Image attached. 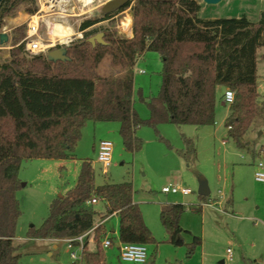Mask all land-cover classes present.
Wrapping results in <instances>:
<instances>
[{
  "label": "trees",
  "instance_id": "16d2710c",
  "mask_svg": "<svg viewBox=\"0 0 264 264\" xmlns=\"http://www.w3.org/2000/svg\"><path fill=\"white\" fill-rule=\"evenodd\" d=\"M126 8L132 18L131 37L107 29L102 31L105 43L92 46L87 38L98 29L87 31L95 22L85 20L79 26L83 39L68 46V62L52 63L42 54L27 57L24 43L19 44L25 26L14 29L22 35L12 38L9 60L0 61V264H18L20 259L13 239L21 215L16 197L21 164L71 158L88 121L117 122L124 150L135 153L143 144L136 133L140 126L157 133L164 123L213 125L219 88L234 95L224 127L237 146H244L254 119L264 113L256 85L264 14L257 21L244 15L203 19L196 0H131L121 11ZM20 9L34 14L36 0H2L0 29L4 19ZM146 51L161 58V84L157 95L145 101L148 117L140 119L133 109V68ZM105 58L110 72L100 74ZM219 99L223 101V94ZM183 142L182 155L188 159L196 148L191 139L183 137ZM133 194L131 181L95 185L91 162L84 159L73 187L50 203L47 217L39 227H31L27 236L74 238L91 229L95 217L116 212L118 242L154 243ZM92 198L104 204L103 211L86 204ZM187 208L201 211L200 206L182 203L160 206L159 220L170 243L181 240L185 230L180 218ZM104 237V228L95 227V249L88 251L85 244L82 253L86 264H105ZM200 243V237L193 236L188 252Z\"/></svg>",
  "mask_w": 264,
  "mask_h": 264
},
{
  "label": "rangeland",
  "instance_id": "374dc122",
  "mask_svg": "<svg viewBox=\"0 0 264 264\" xmlns=\"http://www.w3.org/2000/svg\"><path fill=\"white\" fill-rule=\"evenodd\" d=\"M47 1L36 0L38 9L34 14L20 9L14 16L4 19L0 33L7 35V41L0 46V61L9 60L12 38L22 35L21 30L14 29L24 25L26 34L32 16L38 17L39 37L56 39L52 48L69 46L83 39L84 32L79 30L83 21L103 19L97 17L100 16L101 6L109 0H59L53 8L46 4ZM196 1L200 4L198 16L203 19L244 15L257 21L264 14V0H221L214 5ZM127 17L129 21H126ZM51 23H63L66 29L60 26L58 31L53 32ZM92 29H98L97 32L115 30L118 36L129 38L131 34H127L128 29L132 33L130 8L121 11L112 21L96 23L87 31ZM25 34L21 36L19 44ZM53 35L60 36V40ZM27 57L31 55L27 54ZM161 67L160 56L146 51L133 68V109L140 119H146L149 115L145 101L159 91ZM108 72L109 61L105 58L99 73ZM256 85L261 103L264 100V47L257 50ZM222 92L223 88L217 91L213 125L164 123L158 126L157 133L146 125L140 126L136 133L143 144L138 152L124 150L117 122L88 121L82 128L81 139L71 158L33 159L22 163L18 171L21 186L16 193L21 215L13 239L20 255L18 264L72 263L65 239L30 238L27 232L31 227H39L48 215L50 203L73 187L84 159L91 162L95 185L132 182L134 200L155 240L154 243L145 244L147 259L151 264H264V182L254 179L257 163L264 164V113L254 119L244 137V146H237L226 135L224 119L228 115V105H219ZM183 137L191 139L196 148L195 154L188 159L182 155L185 149ZM100 140L113 144L106 174L96 161L95 144ZM200 178L206 180L209 189V195L204 200L197 195ZM168 184L187 187L191 193H162V187ZM164 202L201 207L199 212L187 208L181 215L180 225L185 231L179 244L168 241L160 223L159 209ZM94 208L100 211L101 205ZM105 227L114 242L104 248L105 264H140L117 258L118 235L110 232L117 230V218L110 216ZM193 236L200 237L201 243L194 245L189 253L188 245ZM93 246L90 243L88 247L92 250ZM227 249L232 252L231 260L228 259ZM77 264L86 262L82 258Z\"/></svg>",
  "mask_w": 264,
  "mask_h": 264
},
{
  "label": "built area",
  "instance_id": "2783aa9c",
  "mask_svg": "<svg viewBox=\"0 0 264 264\" xmlns=\"http://www.w3.org/2000/svg\"><path fill=\"white\" fill-rule=\"evenodd\" d=\"M57 3V2H56ZM54 7V6H53ZM52 7V8H53ZM38 17L32 16L29 23L27 24L26 34L23 39L24 50L28 55H38L42 54L45 56L47 51L55 45L53 40L42 39L38 36ZM56 41V40H55ZM143 72V71H142ZM233 92L226 89L223 93V102L229 105L233 101ZM113 144L108 140H100L96 145V161L101 164L102 172L106 174L107 168L110 166L112 157ZM254 179L258 182H264V164L262 162L257 163L256 171L254 173ZM162 193L171 194H181L188 195L191 190L187 187H182L179 185L168 184L163 186L161 189ZM97 200L92 198L86 202V204H95ZM90 231L76 236L74 238L66 239L68 243L67 247L70 252V257L73 260L71 264H77L79 260L82 259V253L85 248L84 238ZM111 246V241L105 238L102 241V247L107 248ZM228 259L231 260L232 252L227 249ZM119 258L122 261L133 262L144 264L147 260V250L144 244L138 243H120L119 245Z\"/></svg>",
  "mask_w": 264,
  "mask_h": 264
},
{
  "label": "water",
  "instance_id": "95a60500",
  "mask_svg": "<svg viewBox=\"0 0 264 264\" xmlns=\"http://www.w3.org/2000/svg\"><path fill=\"white\" fill-rule=\"evenodd\" d=\"M2 0H0L1 3ZM131 0H109L101 7L102 14H107L113 10L120 9L128 4ZM221 0H202L203 3L207 5H214L219 3ZM7 41V35L5 33L0 34V43L3 44ZM87 42H89L92 46L96 43L104 44L103 40V32H97L94 35L87 38ZM45 58L52 63L56 62H68L71 60L68 55V46L61 45L56 48L49 49L45 54ZM23 185V184H22ZM197 195L201 197H207L209 195V189L207 186V182L205 179L200 178L198 180V189ZM61 196V195H60ZM59 196V197H60ZM151 264V263H147Z\"/></svg>",
  "mask_w": 264,
  "mask_h": 264
},
{
  "label": "crops",
  "instance_id": "0c3cea01",
  "mask_svg": "<svg viewBox=\"0 0 264 264\" xmlns=\"http://www.w3.org/2000/svg\"><path fill=\"white\" fill-rule=\"evenodd\" d=\"M56 1H58L59 2V0H50V2L51 3H49V6H51V7H53V6H55L56 5ZM130 37L132 36V33H131V31H130ZM53 36H58V35H53ZM59 37V40H60V36H58ZM52 38H54V37H52ZM224 89V88H223ZM224 91H225V89H224ZM222 94H223V92H222ZM221 94V95H222ZM219 105L220 106H226V104L222 101V100H219ZM228 113H229V109H228ZM98 143V142H97ZM97 143L95 144V145H97ZM96 148V147H95ZM135 192V191H134ZM134 195V194H133ZM133 202H135V200H134V197H133ZM136 203V202H135ZM164 203H169V202H164ZM170 203H173V202H170ZM98 204H100L101 205V210H100V212L101 211H103L104 210V204L100 201V200H98L95 204H94V206H96V205H98ZM161 204H163V203H161ZM186 205V204H185ZM161 206V205H160ZM192 210V209H191ZM159 211H160V209H159ZM193 211V210H192ZM110 216H114V217H116L117 218V220H118V222H119V218H118V215H117V213L116 212H113L112 214H110V215H108L107 217H105V218H99V217H95V220H94V225H93V227L91 228V229H89V231H90V233H88L87 234V236L84 238V245L86 244V248L88 249V251H93L94 249H95V244H94V229H95V227H97V226H102L103 228H104V230H105V237L103 238V240L105 239V238H108V239H110V241H111V245H113L114 244V242H113V237H111V235L107 232V230H106V227H105V223H106V221H107V219L110 217ZM143 217V216H142ZM145 218V217H144ZM144 220V219H143ZM165 231V230H164ZM111 233H114V234H117L118 235V228H117V230L116 231H114V230H111L110 231ZM166 233V232H165ZM167 235V234H166ZM49 239H54V238H49ZM102 240V241H103ZM65 241H66V239H65ZM86 242V243H85ZM181 242V241H180ZM180 242H178L177 244H179ZM90 243H93V249L91 250L88 246H89V244ZM119 245H120V242H117V258L119 259V260H121L120 258H119ZM105 259H106V257H105ZM147 263H151V262H149L148 261V259L146 260V262L144 263V264H147Z\"/></svg>",
  "mask_w": 264,
  "mask_h": 264
},
{
  "label": "flooded vegetation",
  "instance_id": "af4514ba",
  "mask_svg": "<svg viewBox=\"0 0 264 264\" xmlns=\"http://www.w3.org/2000/svg\"><path fill=\"white\" fill-rule=\"evenodd\" d=\"M103 5H104V4H103ZM103 5H102V6H103ZM102 6H101V7H102ZM121 9H122V8H120V9H116V10H113V11L107 13V14H102V12H101V10H100V16H98L97 19H98V18H99V19H100V18H103V19H102V20H98V21H96L94 24L99 23V22H102V21H104V20H105V21H109V22L112 21V20L116 17V15H118V14L121 12ZM94 24H93V25H94ZM93 25H92V26H93ZM92 26H91V27H92ZM89 28H90V27H89ZM86 30H87V29H86Z\"/></svg>",
  "mask_w": 264,
  "mask_h": 264
},
{
  "label": "bare ground",
  "instance_id": "6f19581e",
  "mask_svg": "<svg viewBox=\"0 0 264 264\" xmlns=\"http://www.w3.org/2000/svg\"><path fill=\"white\" fill-rule=\"evenodd\" d=\"M91 0H88V2H90ZM57 2V1H56ZM49 3H51L50 2V0L49 1H47V5H49ZM52 8V7H51ZM126 19V21H129V17H127V18H125ZM62 25H63V23H62ZM62 25H60L59 23L58 24H55V23H51L50 24V27H51V31H56L60 26L63 28V29H66L65 27H63ZM62 30V29H61ZM58 31V30H57ZM65 34H67V31H65ZM127 34H130V29H128V31H127ZM51 40H56L55 38H50Z\"/></svg>",
  "mask_w": 264,
  "mask_h": 264
}]
</instances>
